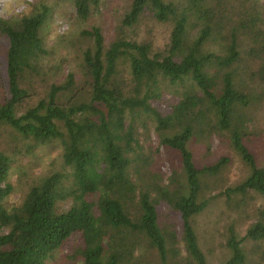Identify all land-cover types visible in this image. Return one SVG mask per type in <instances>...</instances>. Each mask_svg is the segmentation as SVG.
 <instances>
[{"label": "trees", "instance_id": "1", "mask_svg": "<svg viewBox=\"0 0 264 264\" xmlns=\"http://www.w3.org/2000/svg\"><path fill=\"white\" fill-rule=\"evenodd\" d=\"M111 4L35 0L0 16V126L21 142L0 146V264H150L147 248L162 264H209L194 215L215 196H205L203 178L218 182L230 161L225 148L252 172L220 193L264 196L254 139V112L264 104V1L128 0L117 23ZM64 5L73 23L50 43L47 24ZM144 20L149 29L165 23L161 45L139 33ZM213 137L219 156L197 162L191 142L210 151ZM20 155L30 160L20 166L21 188L11 181ZM232 231L224 264H243L242 242L264 239V217L240 238Z\"/></svg>", "mask_w": 264, "mask_h": 264}, {"label": "rangeland", "instance_id": "2", "mask_svg": "<svg viewBox=\"0 0 264 264\" xmlns=\"http://www.w3.org/2000/svg\"><path fill=\"white\" fill-rule=\"evenodd\" d=\"M35 0H0V16L4 18H9L12 15L19 14L27 10ZM264 1V0H262ZM128 0H112L110 5L111 9L108 12V15L114 16V22L119 21V15L123 12L124 6L127 4ZM74 19V9L64 5L62 8L55 11L51 24H47V27L52 26L53 30L50 33L49 42L52 43L57 35H62L67 32L73 23ZM147 20V19H146ZM144 20L139 26V33L142 36L152 37L155 42L161 45L168 33V29L165 26V23H154L149 25H154L153 28L148 27L145 24ZM143 24V25H142ZM107 33L108 30H106ZM112 32V31H111ZM169 96V95H167ZM255 122L254 124L258 127L260 136L254 138L256 144V153L257 161L260 166H264V104L262 107L257 109V112H254ZM14 133V134H13ZM151 141L154 145L158 144V136L155 133L154 129H151ZM18 134V133H16ZM16 134L12 128L0 126V146H5L10 148V144L15 143L21 144L18 141L19 138H16ZM211 149H204L200 142L195 138L191 142L190 147L195 151V158L197 162H206L213 160L219 156V139L213 137L210 141ZM219 149V150H218ZM161 155L165 157L164 148H160ZM209 151V152H207ZM225 152V153H224ZM50 157H43V164H46L50 161L54 155L55 151H51ZM220 154H227L230 158V161L222 168V172L219 173L218 182H214V178L205 177L204 181H207L205 184L209 187V192L206 190L205 196L211 194L208 198L207 205L204 209L194 215V227L198 235V240L201 249L207 256V261L209 264H224L232 255L230 247L227 245V241L232 235L233 231L237 236H244L249 225L258 220L260 217H264V196L255 191L250 190L246 195L242 194H233L230 199L226 197L225 194L220 193L228 187H233L241 182L244 178L251 174L252 170L245 162L239 157V155L230 148H225V151H221ZM19 163L14 164V169L12 170L11 181L15 186L21 188L25 185L26 178L21 175L20 166H25L30 162L29 158H20ZM41 166V165H40ZM39 167V166H38ZM37 167V168H38ZM36 170V169H35ZM162 170L164 172L165 182H167L168 175L171 174L170 163L165 160L162 164ZM38 171V170H36ZM21 182L19 183V179ZM19 190V189H18ZM16 190L13 192L9 198L10 202L17 201L19 199L20 192ZM244 199L239 205L238 201ZM63 208L68 207V203H65ZM175 216L174 213L169 212V217L166 220H172L171 217ZM165 212L161 214V219H165ZM177 234L181 236V227L177 223ZM181 254L180 258L182 261L187 262V253L185 251L184 243L180 242ZM242 247L245 250L246 259L243 264H264V239L254 240L252 238H245L242 242ZM145 252V257L149 258L150 264H162L159 259V256L156 250L152 249H141ZM65 253L67 250L64 251Z\"/></svg>", "mask_w": 264, "mask_h": 264}]
</instances>
